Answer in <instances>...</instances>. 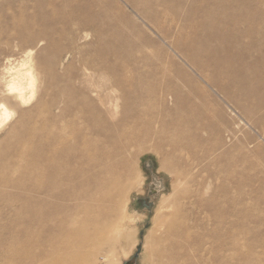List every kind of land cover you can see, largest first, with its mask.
<instances>
[{
	"label": "bare ground",
	"instance_id": "1",
	"mask_svg": "<svg viewBox=\"0 0 264 264\" xmlns=\"http://www.w3.org/2000/svg\"><path fill=\"white\" fill-rule=\"evenodd\" d=\"M34 1L29 16L18 11L11 45L0 49V129L6 111L17 117L0 146L17 157L14 167H28L25 181L0 172V264H120L126 253L113 245H128L138 228L130 231L136 220L119 199L136 184L133 160L149 150L183 188L158 206L140 264L239 261L240 237L250 233L242 213L264 223V190L235 155L209 142V124L191 117L192 95L181 97L177 85L232 99L230 40L252 35L251 21L233 0H193L181 26L153 0ZM256 66L264 83V57ZM28 80L35 88L25 105L10 85ZM257 129L253 148L264 152Z\"/></svg>",
	"mask_w": 264,
	"mask_h": 264
},
{
	"label": "rangeland",
	"instance_id": "2",
	"mask_svg": "<svg viewBox=\"0 0 264 264\" xmlns=\"http://www.w3.org/2000/svg\"><path fill=\"white\" fill-rule=\"evenodd\" d=\"M153 1L158 10L168 14L175 11L178 26L184 24L190 10L197 6L194 5L193 0H171L169 7L159 0ZM208 2L209 0H203L204 4ZM233 5L241 10L242 20L251 21L254 29L250 36H237L235 40H230L232 48L230 55L237 69L236 83L230 87L233 98L227 99L213 88H207L208 96L206 97L196 93L191 94L189 89L180 83L177 85V90L181 97L192 95L189 102L190 115L198 123L201 121L206 126L209 124L206 134L209 142L211 144L219 142L222 150L235 155L240 161L242 173L248 177L256 178L257 185H260V188L264 190V152H255L253 148L259 137L257 128H264V83L258 82L259 74L257 72L259 69L256 66L258 59L264 57V0H233ZM34 6V0H0V49L7 51L11 45L12 26L18 11L22 9L24 14L29 16L33 13ZM244 21L238 24V29L241 31L246 27ZM39 28V23L33 24L32 32ZM43 46L37 48L36 51ZM29 47L25 43L18 44L14 50L16 56H21L22 52ZM3 67L0 64V92L3 86L1 80ZM78 69V65L74 64L73 71ZM245 90L251 91L252 95L245 96ZM247 109H253V113L249 116L244 114ZM16 121L17 117H14L1 127L0 141L9 134L11 125ZM253 124H256V127ZM213 126L214 128H212ZM147 148H150L149 144H147ZM28 151L26 149L20 154H27ZM16 158L10 154L8 146H0V172L9 169V176L12 179L25 181L28 178L26 175L28 167L25 165L21 168L14 167ZM250 161L259 163L260 167L250 168ZM159 164V157L150 150L133 160L132 180L136 181V184L127 197L123 196L119 199V204L120 209L125 206L127 215L136 220L135 225L129 227L130 231H134L137 227L138 232L130 236L128 245H125L121 238L113 245L115 253H119V255L122 254L121 251L126 253V256L120 259V264H140L146 255V236L152 227V220L158 206L165 198L174 196L173 189L180 192L183 188L178 179L162 169ZM209 167L215 169V166L210 165ZM181 170L188 171V168L182 165ZM6 191L11 192L13 190L8 189ZM3 200L4 198L1 196L0 201ZM142 201L145 202V205L142 204ZM253 214L245 211L242 213L245 220L243 222L244 228L250 232L240 237L243 257L239 261L228 260L225 264H264V223L255 220L249 221V216L251 217ZM141 218L143 221H139ZM248 252L251 255L244 260L243 258Z\"/></svg>",
	"mask_w": 264,
	"mask_h": 264
},
{
	"label": "clouds",
	"instance_id": "3",
	"mask_svg": "<svg viewBox=\"0 0 264 264\" xmlns=\"http://www.w3.org/2000/svg\"><path fill=\"white\" fill-rule=\"evenodd\" d=\"M10 88L11 91L19 94V101L27 105L33 99L35 82L33 80H28L23 84L12 83L10 85ZM2 109L3 106L0 105V110ZM14 117H15V112L12 110H8L4 114V119L6 121H10Z\"/></svg>",
	"mask_w": 264,
	"mask_h": 264
},
{
	"label": "water",
	"instance_id": "4",
	"mask_svg": "<svg viewBox=\"0 0 264 264\" xmlns=\"http://www.w3.org/2000/svg\"><path fill=\"white\" fill-rule=\"evenodd\" d=\"M142 204H144V205H145V202H144V201H142Z\"/></svg>",
	"mask_w": 264,
	"mask_h": 264
}]
</instances>
